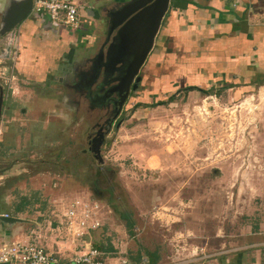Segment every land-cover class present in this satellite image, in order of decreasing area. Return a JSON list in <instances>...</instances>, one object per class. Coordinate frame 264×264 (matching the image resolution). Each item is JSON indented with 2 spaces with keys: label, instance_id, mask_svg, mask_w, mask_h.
I'll list each match as a JSON object with an SVG mask.
<instances>
[{
  "label": "rangeland",
  "instance_id": "rangeland-1",
  "mask_svg": "<svg viewBox=\"0 0 264 264\" xmlns=\"http://www.w3.org/2000/svg\"><path fill=\"white\" fill-rule=\"evenodd\" d=\"M116 56L117 89L129 60ZM154 60L150 52L99 161L81 152L98 115L87 116L83 105L71 112L55 78L32 67L19 73L6 61L5 80L28 99L2 101L0 214L23 222L0 221V243L21 230L45 252L70 256L61 214L82 199L99 206L100 226L89 237L105 249L104 264H127L123 251L131 264H264V86L162 90L166 68Z\"/></svg>",
  "mask_w": 264,
  "mask_h": 264
},
{
  "label": "crops",
  "instance_id": "crops-1",
  "mask_svg": "<svg viewBox=\"0 0 264 264\" xmlns=\"http://www.w3.org/2000/svg\"><path fill=\"white\" fill-rule=\"evenodd\" d=\"M9 1L13 0H0V18ZM65 1L77 8L78 29L55 28L46 17L29 13L17 27L9 59L0 60V78L12 71L6 61L19 73L32 67L42 76L55 78L66 99L70 90L61 85L62 73L74 65L84 72L88 64L103 62L106 52L116 47L115 32L106 34V20L131 0ZM6 41L7 37H0V48ZM150 52L166 68L162 90L200 95L214 88L226 92L260 88L264 86V0H170ZM1 83L0 79L2 97L27 102L20 87L10 94ZM3 233L11 235L7 228ZM14 236L10 243L25 239L21 230ZM106 253L113 258L117 250L111 247ZM120 254L131 264L129 253Z\"/></svg>",
  "mask_w": 264,
  "mask_h": 264
},
{
  "label": "built area",
  "instance_id": "built-area-1",
  "mask_svg": "<svg viewBox=\"0 0 264 264\" xmlns=\"http://www.w3.org/2000/svg\"><path fill=\"white\" fill-rule=\"evenodd\" d=\"M31 14L44 16L49 23L69 30H77L79 25L77 8L65 0H32ZM5 91L12 94L10 80L0 78ZM97 203L85 200H72L62 211L60 224L69 237L72 250L70 256L45 252L38 244L26 239L12 243H0V264H104L102 251L90 244L89 234L99 228ZM8 218V215H0ZM75 240H81L85 246H77ZM57 255V256H55ZM123 263V262H122Z\"/></svg>",
  "mask_w": 264,
  "mask_h": 264
},
{
  "label": "water",
  "instance_id": "water-1",
  "mask_svg": "<svg viewBox=\"0 0 264 264\" xmlns=\"http://www.w3.org/2000/svg\"><path fill=\"white\" fill-rule=\"evenodd\" d=\"M32 0L9 1L0 18V37H7L5 45L0 48V60H8L13 37L17 27L24 22L30 12ZM170 0H131L124 3L116 13H110L106 25V34L115 32L112 42L118 41L114 48L115 54L126 55L128 63L123 67V75L119 81L117 90L128 86L144 64L151 51L154 38L158 32L160 23L167 11ZM140 80L137 76L136 83ZM121 85V86H120ZM2 89L0 87V115L2 107ZM100 145V142L97 145ZM98 154V150L95 151ZM0 221L8 226L23 222L17 218H4Z\"/></svg>",
  "mask_w": 264,
  "mask_h": 264
},
{
  "label": "flooded vegetation",
  "instance_id": "flooded-vegetation-1",
  "mask_svg": "<svg viewBox=\"0 0 264 264\" xmlns=\"http://www.w3.org/2000/svg\"><path fill=\"white\" fill-rule=\"evenodd\" d=\"M107 22L106 20L105 27ZM114 52V48L110 49L107 51V57L103 62L99 63L95 60L83 69L84 72H80L82 70H78V66L74 65L62 73L65 79L61 85L70 90L65 98L67 104L69 102L68 106L71 107V112L77 113V110L83 105L82 108L87 112V116L94 112L98 115L95 116V122L91 124L90 130L85 134L86 149L81 151L82 153H89L97 161L100 160V148L106 135L112 127L117 128L119 126L128 98L136 92L141 83V76L138 71L127 91L125 85L120 90L114 88L120 73V63ZM137 76L140 77V80L133 88L134 79ZM75 98H77L76 101H74ZM99 142L100 145L97 148ZM96 150H98V154H96Z\"/></svg>",
  "mask_w": 264,
  "mask_h": 264
},
{
  "label": "trees",
  "instance_id": "trees-1",
  "mask_svg": "<svg viewBox=\"0 0 264 264\" xmlns=\"http://www.w3.org/2000/svg\"><path fill=\"white\" fill-rule=\"evenodd\" d=\"M203 94H205V95H209V93L208 92H202ZM169 100H168V103H170L169 101L170 100H172L173 98L172 97H169L168 98ZM153 106H157V105H165V103H163V102H158L157 104H152ZM95 248H97L99 251H101V248L99 247V245L98 246H94ZM110 248H106V250H109ZM102 252H103V250H102ZM147 263L148 264H154V260L153 259H149V260H147Z\"/></svg>",
  "mask_w": 264,
  "mask_h": 264
}]
</instances>
